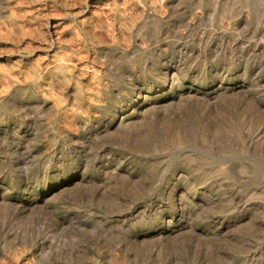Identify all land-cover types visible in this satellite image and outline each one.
Masks as SVG:
<instances>
[{
    "label": "rangeland",
    "instance_id": "374dc122",
    "mask_svg": "<svg viewBox=\"0 0 264 264\" xmlns=\"http://www.w3.org/2000/svg\"><path fill=\"white\" fill-rule=\"evenodd\" d=\"M164 1L0 0V91L25 75L0 103V264H264V0H170L169 18ZM173 59L216 125L233 90V125L170 144L171 105L129 110L138 137L103 133L139 88L169 96Z\"/></svg>",
    "mask_w": 264,
    "mask_h": 264
},
{
    "label": "bare ground",
    "instance_id": "6f19581e",
    "mask_svg": "<svg viewBox=\"0 0 264 264\" xmlns=\"http://www.w3.org/2000/svg\"><path fill=\"white\" fill-rule=\"evenodd\" d=\"M21 3V2H20ZM170 0H165L163 2V6L166 7L165 15H167V18H169L172 14V12L169 13ZM11 20L10 22L16 26V14L14 11L10 12ZM54 31L55 27H54ZM52 42H56L59 44V49L61 52V57L58 61L57 68H60L61 71L66 72V68L68 67L69 63L71 62V54L70 51H72V48L70 45L63 44L60 41L59 36L56 37V39H52ZM112 46H115V40L112 37ZM110 45V46H111ZM95 54L98 55L100 52V48L95 49ZM94 54V55H95ZM184 56V52H183ZM172 65L166 66V68L163 69V72H160L161 79L163 80V84L166 86L170 84L169 87V96L167 97H161L159 98V94H149L147 91L145 92V88H139L136 93V98H133L129 101V105H127L125 108L119 109L115 112L113 115L114 117L112 120L108 122V125L106 128H104L103 133H106L109 136H113L112 134L115 133H124L126 139H131L134 136H137L141 134L142 131L141 127H136L138 122L137 120H133L128 115H131L132 113L138 112V109L140 108V119L142 124H147V120L150 118V114L152 113V110L156 111L159 107L165 108L167 106L174 105L180 110V114L182 115L181 118H178L179 120H172L165 125V131L169 137L170 144H176L180 145L184 143L185 138L183 136V129L190 128L191 132L195 134L196 137L201 136L204 132H210L214 129H219L221 126L231 127L233 125L231 123V120L236 115V110L232 107V99L234 98V94L232 93L233 90H225L223 92H220L217 96L222 97L224 94H228L224 97L225 99V106H223L220 109V115H216L215 117L218 118V125L214 121H212V115H214V112L212 110L208 109L207 111H202L199 107L200 103L198 99V93L192 92V87L183 82H179V75L181 73V63L178 60H171ZM185 61L183 60V64ZM184 72V68H183ZM25 78L24 72L20 71L18 75H11L9 82L2 91H0V103H8L11 101V99L16 95V93H19L21 81ZM222 86V83L220 84ZM158 89L156 87H151L148 91H152ZM104 92H106V88L104 89ZM140 98L144 99V102L142 105L138 106L137 102ZM153 100V101H152ZM131 106V107H130ZM147 107V109H145ZM156 107V109H154ZM131 110V114H127V112ZM212 112V113H211ZM139 119V118H138ZM231 124V125H230ZM141 125V124H140ZM87 126L85 127V129ZM146 133L148 132L151 136L154 138H157L154 134L160 133L158 130V124L153 122L150 126H145ZM103 133H99L97 135H101ZM93 134V132L91 133ZM198 135V136H197ZM132 136V137H130ZM140 144V143H138ZM138 146V145H137ZM136 146V147H137ZM148 147H144L143 145L138 146V150L144 151ZM124 177H126V180H131V176L125 173H122ZM83 182H85V173L82 170V168H77L75 171H73L70 176L67 177L64 181H62L56 189L66 190L69 187H78ZM24 200L21 202L23 207L29 208L35 206L40 200L41 195L37 194L36 192L27 191L22 195ZM164 223H171L169 220H165Z\"/></svg>",
    "mask_w": 264,
    "mask_h": 264
}]
</instances>
